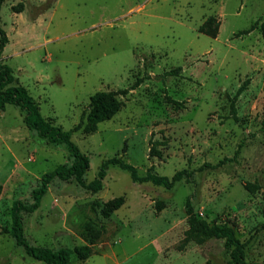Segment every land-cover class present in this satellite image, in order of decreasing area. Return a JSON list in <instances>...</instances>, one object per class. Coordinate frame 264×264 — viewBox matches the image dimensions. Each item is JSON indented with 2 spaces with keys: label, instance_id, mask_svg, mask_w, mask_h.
I'll list each match as a JSON object with an SVG mask.
<instances>
[{
  "label": "rangeland",
  "instance_id": "374dc122",
  "mask_svg": "<svg viewBox=\"0 0 264 264\" xmlns=\"http://www.w3.org/2000/svg\"><path fill=\"white\" fill-rule=\"evenodd\" d=\"M210 15L220 20L217 37L198 30ZM0 26L14 83L43 117L72 131L90 160L87 182L112 157L139 175L190 172L166 188L110 164L96 193L55 178L39 208L23 213L32 244L91 246L86 260L72 255L69 264H231L224 239L181 246L189 199L199 217L234 227L245 264H264V0H3ZM177 67L181 74L163 75ZM138 80L111 119L91 133L73 130L92 94ZM24 117L16 105L0 110V264H45L15 244L11 208L32 201L44 173L72 162L64 144L38 136ZM117 197L123 203L104 216L103 203Z\"/></svg>",
  "mask_w": 264,
  "mask_h": 264
},
{
  "label": "trees",
  "instance_id": "16d2710c",
  "mask_svg": "<svg viewBox=\"0 0 264 264\" xmlns=\"http://www.w3.org/2000/svg\"><path fill=\"white\" fill-rule=\"evenodd\" d=\"M3 0H0L2 2ZM220 20L214 15L207 17L199 27V32L207 34L211 37H217L219 33ZM255 28L253 24L250 28L238 32V35L246 34ZM264 32V27H262ZM0 110H4L8 104L18 106L24 113V122L26 126L35 130L38 136L47 139L54 144H64L68 150L69 158L72 160L70 165H58L53 170L44 173L41 176L40 184L36 186L31 193L32 201L25 203L16 200L11 208V227L9 233L14 239L17 246L23 247L25 252L32 258L40 260L45 264H69L72 255L80 261L86 260L92 253L89 244L79 245L73 249L62 246L57 249L48 246L34 245L25 235L23 213H32L37 210L41 204L42 197L46 194L49 184L55 179L69 180L74 178L82 187L96 193L103 188V180L106 176V168L108 165H118L122 169L128 171L133 181H152L157 185H163L166 188H172L175 182L181 180L185 176H189L190 172L180 170L174 173L172 177L149 173L147 175H139L136 167L125 162L121 157H112L104 161L97 173V176L91 181L85 180V174L90 166V160L78 145L71 139V130H64L62 127L55 125L50 119L43 117L40 112L39 104L30 94L28 89L21 85L15 84V77L11 66L4 63L1 59V53L8 42L6 31L0 26ZM182 68L177 67L163 73L164 76L179 75ZM141 80H138L128 89L119 90H99L90 96L89 110L81 121L73 128L83 132H94L98 124L104 120L111 119L119 112L123 106V100L120 95H125L130 89H134ZM245 83L238 89L237 94L245 88ZM170 101L179 104L177 101L168 98ZM232 117L239 120L234 99L231 103ZM262 130H264V117L262 119ZM219 164V163H218ZM246 188L252 190V185L247 184ZM2 185L0 184V193ZM122 197L112 198L103 203L101 213L104 216H110L123 203ZM157 208L164 206L163 202H157ZM186 212L188 214V229L182 240L181 246L192 241L202 244L211 238L224 239L225 247L230 251L231 264H245V246L246 244L237 237L236 231L227 221L210 222L206 218L199 217L190 203L186 200ZM88 230H93V223H86ZM248 264H260L259 262H251Z\"/></svg>",
  "mask_w": 264,
  "mask_h": 264
}]
</instances>
